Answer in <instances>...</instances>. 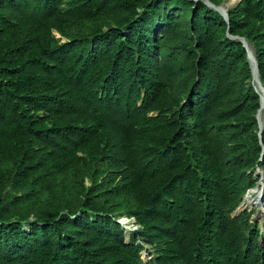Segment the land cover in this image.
Returning a JSON list of instances; mask_svg holds the SVG:
<instances>
[{"label":"trees","instance_id":"trees-1","mask_svg":"<svg viewBox=\"0 0 264 264\" xmlns=\"http://www.w3.org/2000/svg\"><path fill=\"white\" fill-rule=\"evenodd\" d=\"M228 15L0 0V264H264L254 211L233 215L264 169L261 96L228 37L264 86V0Z\"/></svg>","mask_w":264,"mask_h":264},{"label":"rangeland","instance_id":"rangeland-1","mask_svg":"<svg viewBox=\"0 0 264 264\" xmlns=\"http://www.w3.org/2000/svg\"><path fill=\"white\" fill-rule=\"evenodd\" d=\"M237 1L238 0H226V1H224L223 5H225L227 7L229 5L228 8H230V7L234 6V5H236L237 4ZM249 48H250V46H249ZM250 49H252V48H250ZM255 83H256V81H255ZM262 120L264 122V111L262 112ZM253 171H254V174L253 175H254L255 179L258 181V185H259V183L261 184L262 183L261 181H264V173H262V171H264V169L263 168L260 169V170H257L256 169V170H253ZM260 172H261V174H259ZM258 185L256 187L250 189V192L247 193V195H250V199L253 200V202L256 201L255 203L257 205L255 203H253V202L251 204H249L250 201H249L248 198L245 201V198L248 197L247 195H245L242 203L240 204V207L234 212L233 215L234 216H237V215L241 214L242 212H244L245 210L254 211L253 219L256 220V221H258L260 223L261 232L263 234L262 241L264 242V212L262 210H260L264 206V195H263L264 194V187L261 186L262 194H258V193L256 194V193H253L252 192L253 190H255V188L259 187ZM253 194H254V196L251 197V195H253ZM263 209H264V207H263ZM117 223H120V220H117ZM121 223H122L121 225L124 226L128 231H130V229L131 230H135L136 229L134 223L132 221H130V220H126V219L124 220V219H122L121 220ZM129 227H130V229H129ZM26 228H28V226ZM125 228H124V230L127 231ZM132 233L133 234L131 235L130 239L135 236L136 237V242L135 243L141 245V247H142V249H141L142 253L145 250H147L148 253H149V255H150V258L153 259L154 256H155L154 246L151 245L152 247H147V246H143L142 244L138 243V239L139 238L141 240H143V242H146L145 238L140 234V231L139 230H135ZM127 234L128 233H126V235ZM148 244H150V243H148Z\"/></svg>","mask_w":264,"mask_h":264},{"label":"water","instance_id":"water-1","mask_svg":"<svg viewBox=\"0 0 264 264\" xmlns=\"http://www.w3.org/2000/svg\"><path fill=\"white\" fill-rule=\"evenodd\" d=\"M203 1L210 8L218 11L225 18V20L227 22H229V15H228V9L229 8L227 6H225V5L217 6L214 3H212L210 0H203ZM212 6H215L216 8H222V10L215 9ZM228 37L231 38V39H233V40H237V41L242 42L243 45H244V47L248 51V61H249V64H250V67H251V70H252V76H253V80L252 81H253V85H254V87L256 89V92L258 94H260V96H261V101H260L261 108L259 109V111L257 113V119L259 121V125H260V128H261V131H260V137H261V132H262V129L264 127V122L262 120V112L264 111V86H263V84L261 82V79H260L258 62H257L256 56L254 54V51H253V54L251 53V51L249 49V42H248V40L245 37L233 36V35H231L229 33H228ZM253 55H254V64H255V69H256V74H257V80H256L257 84L255 83V77H254V74L255 73H254V69H253V64L251 62V58H252Z\"/></svg>","mask_w":264,"mask_h":264},{"label":"built area","instance_id":"built-area-1","mask_svg":"<svg viewBox=\"0 0 264 264\" xmlns=\"http://www.w3.org/2000/svg\"><path fill=\"white\" fill-rule=\"evenodd\" d=\"M256 169H257V170H260V169H262V168H261V167H257ZM262 173H264V171H262ZM262 179H263V178H262ZM122 219H124V220L126 219V220H130V221H132V222L134 223V225H135V228H136L135 230H140L141 227H142L141 225H139V224L137 223V221H136L135 218H130V217H127V216L117 217V218H116V221H117V220H120V223H119V224H122V223H121V220H122ZM122 227H123V230H124L125 227H124V226H122ZM125 229H126V228H125ZM129 229H130V227H129ZM126 230H127V229H126ZM135 230H131V229H130V231H128V230L125 231V230H124V233H125V232L128 233L127 235H126V233H125V237L127 238V240L130 239L131 235L133 234L132 232L135 231ZM138 243H140V244H144L143 240H141L140 238L138 239ZM142 256H143L144 259H149V258H150V255H149V253H148L147 250H145V251L143 252Z\"/></svg>","mask_w":264,"mask_h":264},{"label":"bare ground","instance_id":"bare-ground-1","mask_svg":"<svg viewBox=\"0 0 264 264\" xmlns=\"http://www.w3.org/2000/svg\"><path fill=\"white\" fill-rule=\"evenodd\" d=\"M213 8H215V9H219V10H222V8H216L215 6H212ZM228 7H229V5H228ZM56 33V32H55ZM249 46H250V44H249ZM250 48H251V46H250ZM249 48V49H250ZM250 51H251V53L253 54V51H252V49H250ZM251 62H252V64H253V69H254V77H255V81L257 80V74H256V69H255V64H254V55L252 56V58H251ZM257 83V82H256ZM259 174H261V172L259 173ZM262 183L260 184L259 183V187H257V188H255V190H251L253 193H258V194H262V190H261V186H263L264 187V181H261ZM250 192V191H249ZM264 195V194H263ZM248 197H246L245 198V201H246V199L248 198L249 199V201H250V203L249 204H251L252 202H253V200H251L250 199V195H247ZM254 196V194L253 195H251V197H253ZM256 201H254L253 203H255ZM245 203V202H244ZM243 203V204H244ZM248 204V205H249ZM256 204V203H255ZM257 205V204H256ZM264 207V206H263ZM263 207H262V209H260V210H262L263 212H264V209H263Z\"/></svg>","mask_w":264,"mask_h":264},{"label":"clouds","instance_id":"clouds-1","mask_svg":"<svg viewBox=\"0 0 264 264\" xmlns=\"http://www.w3.org/2000/svg\"><path fill=\"white\" fill-rule=\"evenodd\" d=\"M249 191H250V190H248L247 193H249ZM247 193H246V195H247ZM124 216H127V215H124ZM119 217H121V216H119ZM127 217H130V216H127ZM130 218H135V217L132 216V217H130ZM120 225H121V224H120ZM121 227H122V225H121ZM122 229H123V227H122ZM123 231H124V230H123ZM129 240H130V239H129ZM129 240H127V238L125 237V241H129ZM142 245H143V246H147V247H152L151 244H148L147 242H144V244H142ZM142 254H143L142 251H140V256H141V259L143 260V262L148 263L149 261L152 260L151 258H149V259H144L143 256H142Z\"/></svg>","mask_w":264,"mask_h":264}]
</instances>
